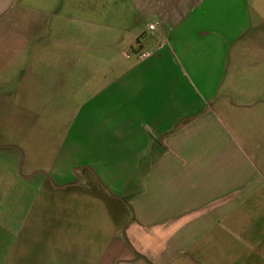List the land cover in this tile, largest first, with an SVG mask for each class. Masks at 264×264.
<instances>
[{
    "label": "crops",
    "instance_id": "0c3cea01",
    "mask_svg": "<svg viewBox=\"0 0 264 264\" xmlns=\"http://www.w3.org/2000/svg\"><path fill=\"white\" fill-rule=\"evenodd\" d=\"M14 86L55 120L92 89L56 178L123 211L94 264H264V0H0Z\"/></svg>",
    "mask_w": 264,
    "mask_h": 264
},
{
    "label": "rangeland",
    "instance_id": "374dc122",
    "mask_svg": "<svg viewBox=\"0 0 264 264\" xmlns=\"http://www.w3.org/2000/svg\"><path fill=\"white\" fill-rule=\"evenodd\" d=\"M15 87L0 89V264H94L120 229L123 211L78 194L80 189H58L56 178L63 175L60 164L75 158L69 152L57 154L80 100L90 97L92 89L69 88L68 104H59L62 120H55L57 105H50L51 114L44 111L52 119H39L28 113L31 104H14ZM35 89L42 94V88ZM46 178L56 187L47 185ZM91 185L84 184L81 192L95 191ZM64 231L73 241L86 242L51 245L60 243Z\"/></svg>",
    "mask_w": 264,
    "mask_h": 264
},
{
    "label": "built area",
    "instance_id": "2783aa9c",
    "mask_svg": "<svg viewBox=\"0 0 264 264\" xmlns=\"http://www.w3.org/2000/svg\"><path fill=\"white\" fill-rule=\"evenodd\" d=\"M154 28H155L154 25H150L149 26V29H151V30L154 29Z\"/></svg>",
    "mask_w": 264,
    "mask_h": 264
}]
</instances>
